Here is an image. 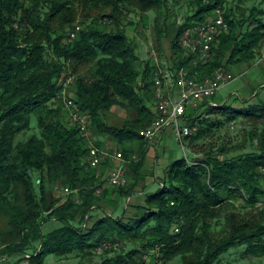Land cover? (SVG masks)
Listing matches in <instances>:
<instances>
[{"label": "trees", "instance_id": "trees-1", "mask_svg": "<svg viewBox=\"0 0 264 264\" xmlns=\"http://www.w3.org/2000/svg\"><path fill=\"white\" fill-rule=\"evenodd\" d=\"M171 1L181 0H0V259L157 264L144 258L156 251L161 264H221L240 246L243 257L264 258V206L258 205L264 200V103L234 107L211 102L213 96L189 110L186 122L198 130L186 139L199 155L173 161L161 188L146 195L134 216L104 214L93 220V211L115 191L96 193L100 175L89 164L88 143L71 118L63 81L76 76L71 97L89 116L92 134L106 133L122 144L141 139L144 145L140 131L157 115L145 96L155 65L148 60L139 67L142 59L127 27L130 16L155 10L158 35L168 36ZM188 1V15L172 40V68L186 66L207 77L263 54L264 0ZM219 6L229 31L219 36L212 58L198 64L182 58L184 29L206 21ZM77 24L82 29L69 40ZM115 105L130 112L123 126L107 121ZM203 108L219 117H204ZM240 117L252 121L240 142L205 141ZM33 120L38 132H32ZM124 149L129 156L130 148ZM144 165V159L132 164L134 176ZM59 183L74 192L64 202L54 194ZM129 184L113 187L119 198L132 194ZM51 219L62 225L45 232ZM115 238L138 247L106 253L101 262L85 261Z\"/></svg>", "mask_w": 264, "mask_h": 264}, {"label": "rangeland", "instance_id": "rangeland-1", "mask_svg": "<svg viewBox=\"0 0 264 264\" xmlns=\"http://www.w3.org/2000/svg\"><path fill=\"white\" fill-rule=\"evenodd\" d=\"M260 1V0H258ZM189 1L188 0H181L179 3H173L170 2V11L167 14V31L168 36H164L162 39L159 37L158 32L156 30V17L157 13L155 10L149 11L147 13H137L132 16H130L131 20H133L132 24H129L127 27V31L131 37H133L135 43L137 44V52L139 53L142 63L139 65L141 69L144 68L146 62L148 60H154L152 56L154 54L158 57V63L159 65L164 69L167 70L169 66L171 65V59L174 56L173 50H172V40L175 38L177 33V28L180 24H182L189 12ZM250 5V3L248 4ZM264 7V1L262 3ZM82 26V25H81ZM161 46L162 50L159 51L158 48ZM229 71L235 73L238 75V77L223 87L218 94L216 95V98H213L211 102H222L226 104H230L234 107H243L248 105H253L255 103H264V50L263 54L259 56L256 60H254L252 63L248 64H240L237 67L233 66H227ZM85 70L83 74H85ZM243 74V75H240ZM240 75V76H239ZM146 82V81H145ZM145 96H146V102L150 105L153 104L154 101V95L152 92V86L149 87L148 91L145 90ZM122 113L116 112L114 115L111 112H108L107 119L111 121L115 125H122L123 122L121 121L119 117H121ZM204 114V117H211V118H218V114H208L207 108L202 109V113ZM131 118V116H129ZM33 127L34 129L32 132H38L39 130L36 129V120H33ZM180 122L184 124L183 119H180ZM252 127V121L250 118H243L240 117L236 121L227 123L225 127L218 129L214 136H211L210 138L206 139V142L212 141L213 143L217 145H221L223 143H229V144H236L240 142L245 137V131L249 130ZM143 141H147L143 139ZM135 143L136 147L130 148L131 154L129 156H126V159L128 160V173H130V184L129 187L132 189V194L127 196L131 197L132 195H135L136 193H139L138 190H136L138 184L140 183L143 175V171L146 172V175L155 174L153 171V168L157 167L160 171L165 172L164 175H167L166 169L170 166L172 161H175L180 158H196L199 154H197L194 149H192L189 141L187 139L181 141L177 138L176 132L174 127H171L167 130V132L164 135L163 140L161 141L160 150L156 154L148 155L149 153V146L148 141L143 145L141 142V139H136L133 141ZM125 147L118 148L119 150L123 151L125 153ZM136 156L133 158V156ZM145 160V165L142 170V174L139 175V177L134 176V173L132 171V164L141 162L142 160ZM146 161H148L146 163ZM159 166V167H158ZM157 173H159L157 171ZM146 177V176H145ZM165 176L158 177V179L162 182L165 181ZM58 185V184H57ZM57 185L54 187V194L57 198L61 199L62 202H64L67 198L71 197L73 193L70 194L64 193L62 188L67 187L64 183H59V188L56 189ZM161 188V184L158 180L153 181L150 183L145 192L146 193H152L156 192ZM108 190H114L115 193L117 189L111 187L106 189ZM105 191V192H106ZM103 194V193H102ZM119 194V193H118ZM76 195V194H74ZM139 195V194H136ZM126 197V196H125ZM119 198V196H118ZM121 199V200H120ZM101 207L95 211H93V220H96V218L104 215V214H114L116 217H122L125 219H128L129 217L134 216L137 211L134 210H128V212H124L122 215L121 212H116L115 209L120 208L124 205L125 207V200L124 198H119L116 200L108 199L101 201ZM143 205H136V209L141 207ZM92 219V218H91ZM92 224V220L89 223L90 227ZM62 225V222L56 219H51L46 221L44 224V231L50 232L51 230L60 227ZM138 245L135 242H128L126 240L122 239H113V245L108 246V248L98 251L102 254H95L91 257V260H85L86 262H101L103 259V255L106 253H109L110 255H114L118 252H128L132 249L137 248ZM244 246H240L238 248H233L230 252V255H227L222 261L221 264H264V258H257V257H243L241 255V252L243 251ZM155 252L148 253V262H156L157 264L159 261H155ZM147 255V253H144V255ZM145 258V257H144ZM16 256L11 258V261H15ZM10 261V262H11ZM80 258L78 257H72L67 259L66 264H79ZM0 264H10L8 261L0 259ZM45 264H65L62 263V260H57L53 258V256H49L46 260Z\"/></svg>", "mask_w": 264, "mask_h": 264}, {"label": "built area", "instance_id": "built-area-1", "mask_svg": "<svg viewBox=\"0 0 264 264\" xmlns=\"http://www.w3.org/2000/svg\"><path fill=\"white\" fill-rule=\"evenodd\" d=\"M81 29L82 26L77 24L70 33L69 40L75 39ZM228 31L229 24L226 21L223 7L219 6L206 21L184 29L180 38L182 58L188 56L192 59L193 64L208 62L213 56L219 36ZM180 55L181 53L177 54V56ZM152 58L155 65L152 80L157 115L149 126L141 129L140 134L145 139L154 141L168 126L173 125L177 138L183 141L187 136L193 135L198 128L197 126L191 127L186 121L182 124L180 119L185 118L190 108H198L201 102L216 96L223 87L234 81L238 75L225 67H220L212 76L207 77H200L198 72L192 73L186 66L175 70L170 68L164 70L158 63L157 55L154 54ZM75 83V75L66 77L63 81V95L67 99V106L71 111L73 122L77 124L81 135L87 140L89 164L92 167H97L106 160L117 163L110 170V183L114 187H126L130 181L128 160L123 151L112 146H99L92 140L90 118L87 114L76 109L75 100L71 97ZM135 157L134 155L133 158ZM59 187L57 185L56 189H60ZM62 190L66 194L72 192L69 187H64ZM258 205L264 206V200ZM175 231L180 232V227H177ZM112 245L113 241H105L100 245L98 251ZM147 258L148 254L145 255L146 260H148Z\"/></svg>", "mask_w": 264, "mask_h": 264}, {"label": "crops", "instance_id": "crops-1", "mask_svg": "<svg viewBox=\"0 0 264 264\" xmlns=\"http://www.w3.org/2000/svg\"><path fill=\"white\" fill-rule=\"evenodd\" d=\"M171 60H172V59H171ZM172 62H173V60L171 61V65L169 66V68L175 70V68H172V65H173ZM152 92H153V86H152ZM153 95H154V93H153ZM150 106H151L152 110H153L154 112L157 113V106H156L155 99H154V101H153V104L150 105ZM189 110H191V108H190ZM189 110H188V111H189ZM110 112H111L113 115H114V113H116V112H120V113H122V114H121L122 116L119 117V118L122 119L121 121L123 122V124H122V125H115V124H113L111 121H109V120L107 119V121H108L109 124H112V125H115V126H123L124 123H125L128 119H130V118H129V116H130V112H129L126 108H124V107H122V106H120V105H115V106H113ZM182 119H183V121H186V116H185V118H182ZM171 127H174V126H173V125L168 126V127L162 132V134L159 136V138H157V139L154 140V141H150V140H147V139H146V140L148 141V146H149V153H148V155H151V153L154 155V154H156V152H157V153L159 152V150H160V147H159L160 145H159V144H161V141L163 140L165 133H166L167 130H168L169 128H171ZM91 137H92V140H93L94 142H95V141H99V142L102 143V145L112 146L113 148H116V149H118V148L120 147V145H121L122 147H127V148H133V147H136L135 143H133V142H127L126 144H122V143H120L118 140H116L115 138H113L111 135L106 134V133H104V134H100V135H96V134H92V132H91ZM147 162H148V161H146V163H147ZM172 162H173V161H172ZM172 162H171V163H172ZM115 164H117V163H113L111 160H106V161L103 162L100 166L94 167V170H95L96 174H97V175H100L99 187L97 188V191H96L97 194L106 193V192H105L106 189L111 188V187H114V186H112L111 183H110L109 175H110V170H111V168H112ZM158 167H159V166H158ZM144 171H145V170H144ZM144 171H143L142 179H141L140 183L138 184V186H137V188H136V190H138V192H139V193H136V194H139V195H136V194H135V195H132L131 197H128V198H127V197H124V200H125V203H126V204H125V207H124V205H123L122 207L120 206V208L115 209V213H116V212H121L120 209L122 210V212L120 213L121 215H122L124 212L127 213L128 210H134V211H137L138 209H136V205H144V204H145L146 195L148 194V193L145 192L147 186H148L150 183H152L153 181H156V180H158V181L160 182V184H162L163 182L160 181V180L158 179V177H163V176L166 177V175H164V174H165L164 170H163V171H160L157 167L153 168V171L155 172V174L153 173V174L149 175V177H148V175H146V172H144ZM157 171H158L159 173H157ZM166 171H167V169H166ZM145 176H146V177H145ZM110 199H112V200H116V199H118V195H117V193L113 194V195L110 197ZM120 200H121V199H120ZM97 210H98V209H95V210H94V213H95V211H97ZM111 214H112V213H111ZM113 215H114V214H113Z\"/></svg>", "mask_w": 264, "mask_h": 264}]
</instances>
